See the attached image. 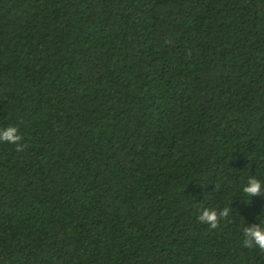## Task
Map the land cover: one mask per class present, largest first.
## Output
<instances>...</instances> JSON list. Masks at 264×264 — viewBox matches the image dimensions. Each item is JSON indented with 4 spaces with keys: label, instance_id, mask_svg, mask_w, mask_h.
<instances>
[{
    "label": "trees",
    "instance_id": "trees-1",
    "mask_svg": "<svg viewBox=\"0 0 264 264\" xmlns=\"http://www.w3.org/2000/svg\"><path fill=\"white\" fill-rule=\"evenodd\" d=\"M9 125L0 264H264V0H0Z\"/></svg>",
    "mask_w": 264,
    "mask_h": 264
},
{
    "label": "clouds",
    "instance_id": "clouds-1",
    "mask_svg": "<svg viewBox=\"0 0 264 264\" xmlns=\"http://www.w3.org/2000/svg\"><path fill=\"white\" fill-rule=\"evenodd\" d=\"M22 140L19 135V130L14 126H7L0 129V141L7 142L16 145V150L22 151L24 145L20 143ZM244 193L250 197L260 196L264 194V185L254 176L250 177L247 181L246 186L243 188ZM229 208H223L220 211L211 208H204L198 219L201 223L209 225L211 229L219 227V221L221 217H227L229 215ZM243 245L246 248L256 247L260 250H264V226L261 224H251L243 227Z\"/></svg>",
    "mask_w": 264,
    "mask_h": 264
}]
</instances>
